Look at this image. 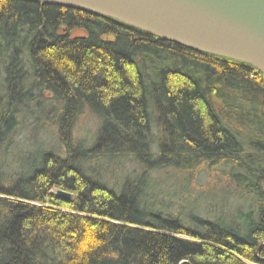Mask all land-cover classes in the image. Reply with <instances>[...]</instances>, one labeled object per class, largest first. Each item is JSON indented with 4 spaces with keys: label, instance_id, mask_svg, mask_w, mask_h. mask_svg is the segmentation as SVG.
I'll return each mask as SVG.
<instances>
[{
    "label": "trees",
    "instance_id": "16d2710c",
    "mask_svg": "<svg viewBox=\"0 0 264 264\" xmlns=\"http://www.w3.org/2000/svg\"><path fill=\"white\" fill-rule=\"evenodd\" d=\"M23 95L57 117L27 116ZM39 125L56 145L17 171V138ZM0 264H264L263 73L90 11L0 0Z\"/></svg>",
    "mask_w": 264,
    "mask_h": 264
},
{
    "label": "water",
    "instance_id": "95a60500",
    "mask_svg": "<svg viewBox=\"0 0 264 264\" xmlns=\"http://www.w3.org/2000/svg\"><path fill=\"white\" fill-rule=\"evenodd\" d=\"M110 17L264 76V0H34ZM71 199L72 193L56 190Z\"/></svg>",
    "mask_w": 264,
    "mask_h": 264
},
{
    "label": "rangeland",
    "instance_id": "374dc122",
    "mask_svg": "<svg viewBox=\"0 0 264 264\" xmlns=\"http://www.w3.org/2000/svg\"><path fill=\"white\" fill-rule=\"evenodd\" d=\"M83 30L77 29L73 33V35H82ZM23 107H28L26 108V115L30 117H35L40 120V123H47L50 122L53 117H57L55 112H51L55 108V105H52L50 103H37V102H31L28 101L26 102V98L23 95ZM95 132V127H85L84 129L81 130L80 134L81 136H85V140H88L93 137ZM25 134L30 135L29 138L24 137ZM53 135L49 130L46 128L39 127L37 128V132H35L34 139L32 136V132L30 133L29 131H23L21 136L17 138L19 140V143L17 145V149L23 151L21 154L18 155V164L15 162H11V166H14L17 171H21L22 167L24 169H27L29 167V164H31L34 160L38 159L40 156V151L48 149L50 147H54L55 140L52 137ZM17 152V151H16ZM11 160V156H7V160ZM202 195V200L204 197H209L208 203L213 202L212 198L215 196L214 193L206 194L205 191L200 192ZM232 199L230 198V202ZM221 204H226V201L221 203Z\"/></svg>",
    "mask_w": 264,
    "mask_h": 264
}]
</instances>
